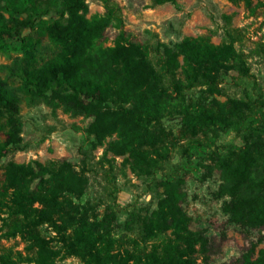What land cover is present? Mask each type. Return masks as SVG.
Wrapping results in <instances>:
<instances>
[{"label": "trees", "instance_id": "1", "mask_svg": "<svg viewBox=\"0 0 264 264\" xmlns=\"http://www.w3.org/2000/svg\"><path fill=\"white\" fill-rule=\"evenodd\" d=\"M86 1L0 0V50L10 42L17 44L21 55L5 69L20 79L21 91L31 99L38 97L52 110L63 108L75 116L93 118L88 131L98 145L112 133L118 138L108 140L98 160L93 155L95 144L80 148L78 172L62 160L38 165L36 172L30 169L20 178L11 177L10 204L5 202L4 190H0V213L7 215L3 220L7 236L48 224L61 246H44L35 233L34 239L40 245L34 253L28 246L26 255L10 252L0 259L16 257L19 262L55 264L59 257L75 255L85 264H127L128 260L118 261L111 252V204L116 193L113 162L106 159L111 152L113 156L127 154L138 174L151 178L160 175L162 192L157 207L142 221L141 229L148 240L167 232L171 238L160 247L153 243L147 258L137 259L135 264H198L196 254L206 247V238L189 229V218L181 207L184 174L192 168L191 151L199 152L204 140L213 141L210 134L233 131L242 149L229 152L225 159L210 152L211 160L236 183L247 179L251 172L261 174L264 182V100L248 64L250 58L264 55V50L258 46L245 54L240 48L243 36L226 15L220 16L223 34L217 46L208 42L197 45L188 39L175 48L160 42L134 43L127 40L122 10L115 0H98L103 14L89 20L84 16ZM165 3L177 5L176 0H151L153 7ZM50 12L55 20L44 19ZM109 28L115 29L117 36L113 46L103 48ZM179 56L185 65L183 80L177 73ZM225 72L235 74L232 79L240 87L235 96H227L221 86ZM149 86L182 98L196 93L195 98H204L179 111L187 141L176 149V164H171L169 148L164 144L167 134L160 121L162 113L144 99L148 98L144 92ZM216 96L225 100L220 102ZM19 102L16 92L0 79V133L5 136L0 156L24 149L18 136ZM96 171L103 174L106 197L79 207L72 198L84 195L89 174ZM36 179L39 182L31 189ZM36 203L39 208L33 206ZM99 206H106L105 218L109 221L97 220ZM239 208L242 214L258 212L257 206L247 201ZM229 213L235 222H241L238 212L229 209ZM246 264H264V250L255 262Z\"/></svg>", "mask_w": 264, "mask_h": 264}, {"label": "rangeland", "instance_id": "2", "mask_svg": "<svg viewBox=\"0 0 264 264\" xmlns=\"http://www.w3.org/2000/svg\"><path fill=\"white\" fill-rule=\"evenodd\" d=\"M115 1L122 10L127 40L134 43L160 42L164 47L175 48L183 40L188 39L197 45L208 42L217 46L221 43L223 34L220 16L226 15L232 18V26L243 36L240 48L244 49L245 54L258 46L264 50V0H176V6L165 3L156 7L151 5V0ZM86 5L84 16L87 20L103 14L100 1L87 0ZM55 18L51 12L44 17L46 20ZM116 36L115 29H107L102 47L113 46ZM20 55L15 42H10L7 47L0 50V79L8 89L15 91L20 99L18 136L24 145L22 150H12L0 156V190H4L5 202L8 204L11 203L12 176L20 178L30 169L36 172L38 165L45 166L62 160L78 172L80 148L86 149L95 144L93 155L95 160H98L108 140L118 139L116 133H112L102 145H98L88 131L93 118L75 116L65 112L63 108L52 110L37 99L38 97L31 99L24 94L21 91L20 79L10 76L5 69ZM177 61V73L183 80L185 70L183 57L179 56ZM248 64L250 74L259 85L264 100V55L250 58ZM233 77H235L233 72H225L221 85L225 89V94L231 97L240 90V87L235 85ZM144 93L148 97L144 99L150 101L148 105L162 113L160 121L167 134L164 144L169 148L171 164H176L179 162L176 149L180 143L187 141L182 134L179 111L182 112L183 108L198 101H204V98H195L198 93L182 98L175 94L155 91L152 86L147 87ZM210 99L207 98L208 101ZM216 99L223 102L225 97L216 96ZM213 134L208 136L213 140L210 143L207 140L202 141L199 152L191 151L194 154L191 160L192 168L184 174L182 185L181 207L189 218V229L206 238V247L198 250L196 254L197 263L246 264V261L253 263L258 259L260 251L264 250L262 175L251 172L241 183H236L230 176L227 177L222 169L215 166L210 152L225 159L229 152L240 151L243 145L233 131H217L216 135ZM4 140L5 136L0 133V144ZM106 159L113 162V186L116 189L114 202L111 204L113 215L109 235L112 240L111 252L118 261L128 260L127 264H135V260L143 261L147 258L153 243L160 247L164 240L171 238L170 232H167L154 240H148L141 229L142 221L157 207L162 192L159 184L160 175L151 178L138 174L133 170L132 160L127 154L113 156L110 152ZM183 161L185 162V159ZM102 176L99 171L89 174L88 189L80 199L72 198L73 203L79 207H86L88 203L105 198L106 184ZM153 179L156 180L155 183ZM38 182L39 179L34 180L31 189L36 188ZM243 201L257 206V214L240 213L239 207ZM105 202L108 204V199ZM33 206L39 208L37 203ZM105 207L97 208L98 221H109L105 218L108 214ZM229 209L240 214L241 222H235L231 218ZM3 212L0 213V257L10 252L26 255L28 246L31 247L30 252L34 253L40 245L34 239L35 233L43 240L41 243L44 246H61L57 235L48 224L17 234L15 237H8V227L3 223V220H7V215ZM67 233L70 234V231ZM4 263L33 264L19 262L16 257L9 261L0 259V264ZM55 264L85 262L75 255H66L56 259Z\"/></svg>", "mask_w": 264, "mask_h": 264}]
</instances>
